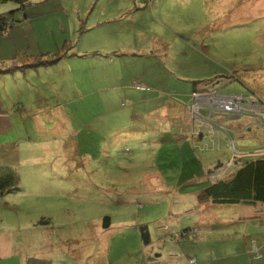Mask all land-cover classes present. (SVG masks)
Returning <instances> with one entry per match:
<instances>
[{
    "label": "rangeland",
    "instance_id": "1",
    "mask_svg": "<svg viewBox=\"0 0 264 264\" xmlns=\"http://www.w3.org/2000/svg\"><path fill=\"white\" fill-rule=\"evenodd\" d=\"M0 14L13 24L0 31V68L11 69L0 74V100L19 116H44L41 137L29 133L41 141L38 161L15 166L22 191L0 197V254L50 252L57 264H264V207L196 198L244 157L224 136L198 152L187 131L170 130L191 106L193 82L190 118L199 107L225 111L218 95L252 90L264 104V0H28L0 2ZM230 120L236 148L264 145V131L248 132L260 120ZM7 258L0 264H22Z\"/></svg>",
    "mask_w": 264,
    "mask_h": 264
},
{
    "label": "trees",
    "instance_id": "2",
    "mask_svg": "<svg viewBox=\"0 0 264 264\" xmlns=\"http://www.w3.org/2000/svg\"><path fill=\"white\" fill-rule=\"evenodd\" d=\"M28 0H0L1 3H6V2H13L19 5H23L25 2ZM12 21L9 20V14H0V31L4 32L8 28L12 27ZM56 56V54H54ZM0 74L3 73L2 70L10 72L11 69H6V68H0ZM230 80H235L234 75H231L228 79ZM199 82H193L192 83V90L189 94L190 98V105L192 106L193 101L192 97L194 94H196L200 88H198ZM210 89H213L212 87ZM216 90L214 89V92ZM217 92V91H216ZM218 94V93H217ZM248 94H254L256 97H259L257 93L253 92L252 90L248 91ZM244 95H240L241 97H247ZM223 96V95H221ZM190 106V107H191ZM190 107L187 105L185 106L186 109V114L190 115ZM207 110L208 114L205 116L210 117L209 125L211 127L212 133H209L210 136L215 137V135H227L226 138L229 139V144H235L236 140L233 138L232 135L228 134V132L236 135L235 131H233L231 128H226L223 126L222 123H214L212 122L213 119H217L215 115V112L212 114L209 113V110L207 108H201L198 111V115H201V110ZM223 118H219L218 120L220 121L221 119L227 120L228 116L225 113H222ZM16 125H18L21 129L23 130L27 129L28 131L30 130L31 127V119H24L20 121H15ZM173 123V122H172ZM174 128V124H172V127H170L171 133ZM175 131H180L181 128L175 127ZM237 132V131H236ZM208 133L206 130L202 129L201 126L196 127L195 132L191 131V137H196L198 134H204L208 136ZM15 134V133H12ZM16 135V134H15ZM36 139H29L32 142H37V144L41 143V141L38 140L37 134H33ZM15 137V136H14ZM40 137V136H39ZM235 137V136H234ZM194 142L192 144V148L197 150L198 152H210V146L207 145L209 143H199V140L192 139ZM36 144V145H37ZM35 145V146H36ZM260 145V143H259ZM263 145V144H262ZM198 147V148H197ZM37 148V147H35ZM235 150L239 152H245L248 151L249 153H252V151L258 149L255 145L252 147H241V148H236L234 147ZM37 150V149H36ZM32 155V153H31ZM203 155V154H202ZM37 157V154H36ZM197 160L202 161V156L198 157ZM26 164V163H25ZM24 164V166H25ZM26 166H29L28 163ZM214 169L215 171L217 170V165ZM208 171V170H207ZM206 171V172H207ZM231 171V172H230ZM229 172V175L226 176L225 178H220L215 181H212L210 183H206L205 186L200 190V193L197 195V199L199 202H206L210 203L212 206H231V205H242V206H256V205H261L264 206V157H250V158H244L241 160V163L232 168ZM22 173V172H21ZM211 173V172H210ZM22 191V187L20 184V174L19 170L16 169L15 166H1L0 167V197L8 195V194H16L18 192ZM44 223V221H40V223ZM111 226V221L109 217H104L101 221V227L105 230L109 229ZM138 234L140 238V242L144 246L150 245V234L148 231L147 226L145 225H140L138 227ZM26 264H53L49 260H40V259H34L30 258L27 260ZM62 264V263H59Z\"/></svg>",
    "mask_w": 264,
    "mask_h": 264
},
{
    "label": "crops",
    "instance_id": "3",
    "mask_svg": "<svg viewBox=\"0 0 264 264\" xmlns=\"http://www.w3.org/2000/svg\"><path fill=\"white\" fill-rule=\"evenodd\" d=\"M250 20H245L244 23L245 26H247L248 24H250V22H248ZM4 62V61H3ZM7 62V61H5ZM4 62V63H5ZM1 66V65H0ZM3 66V65H2ZM7 74V73H6ZM4 75V74H2ZM22 104V103H21ZM52 107V106H51ZM20 108H14L11 107L10 103H5L4 101L0 100V167L1 166H17L22 168L24 166V164L26 163H33V165L35 164V162L38 161L37 157H36V153L37 150L35 148V145L37 144V142H32L29 137V133L31 132H35L39 135V132H44V129L42 128V120L40 117H44V116H38L39 113L34 112L33 113H29L28 116H19L18 114H16L15 111H19ZM184 111H185V107H184ZM185 113V116H181L180 117H174L173 124L174 127H178L181 128L180 131L186 132L189 134L188 135V139H190L192 142H194L190 137H191V131L195 132L196 127L201 126L202 129L206 130L207 133H212L211 131V127L208 124L209 123V119L208 116H204V115H200L197 118L193 119L190 118V116H188ZM31 119V127L34 129V131H28L27 129L23 130V128L21 129L18 125H16L15 121H20V120H26V119ZM217 119H213L212 122L214 123H222L224 127L226 128H235L234 123L232 122L231 117L228 116L227 120L221 119L220 121ZM222 121V122H221ZM255 121V129L253 130H248V132L251 134V132L258 130V128L264 131V125H259L258 122L256 120ZM244 122H248L246 119H244ZM252 122H250L248 125H252ZM249 126V127H250ZM207 127V129H206ZM209 129V130H208ZM235 131H237V128L235 129ZM239 132V131H237ZM15 133V134H12ZM208 133L207 135L204 134H198V136L196 137H192V138H196V140H199V143L202 142H206V143H210V140H214L215 137L210 136V134ZM228 134L232 135L233 138L235 139V135L228 132ZM15 136V137H14ZM40 136V135H39ZM214 136H216L214 134ZM219 137L223 136V135H218ZM235 136V137H234ZM41 137V136H40ZM225 137H227V135H225ZM247 139H250V136L247 137ZM253 140L258 144L257 137H254ZM259 148V147H258ZM76 149V148H74ZM245 149H247V147H245ZM211 152V151H210ZM32 153V155H31ZM221 164V162L217 159L214 162L209 163L207 162L206 167H203L206 171L208 169H210V167H215L217 164ZM223 165V163H222ZM211 167V168H212ZM22 174V173H21ZM202 177V176H201ZM21 179H23L22 175H21ZM207 177H206V172H205V177L201 179V181H206ZM197 182V181H195ZM210 183V182H209ZM200 193V191L197 193V195ZM197 198V196H196ZM257 207H264L261 205H256ZM244 207H254L255 206H244ZM256 207V208H257ZM253 209V208H252ZM148 248V246H144ZM8 248L12 249L13 246L12 244H8ZM16 249V247H15ZM41 250V249H40ZM27 251V250H26ZM18 252V251H14V254L16 255V257H19L20 262L22 264H26L27 260L30 258H34V259H40V260H51V253H44V252H33L31 253L30 251L27 252ZM12 254V252H10L8 254V256L4 257V255L0 254V259L3 260V258L8 259L7 257L14 255ZM180 255V254H179ZM177 255H173L172 257H178ZM12 258V257H11ZM28 258V259H27ZM27 259V260H26ZM151 259L149 257H147L146 263L147 264H154L155 261H150ZM53 264H57V263H53Z\"/></svg>",
    "mask_w": 264,
    "mask_h": 264
},
{
    "label": "built area",
    "instance_id": "4",
    "mask_svg": "<svg viewBox=\"0 0 264 264\" xmlns=\"http://www.w3.org/2000/svg\"><path fill=\"white\" fill-rule=\"evenodd\" d=\"M219 99L218 100H223V103H220L219 101L217 105L221 110L225 111H220L217 110L213 107L207 108L209 110V113L212 114L215 112V110L220 111L222 113L227 114V116L230 117H238V118H257L260 120V122L264 125V112L260 111V108L264 109V104L261 100V98L256 97L254 94H248L247 97H241V96H221L218 95ZM195 98V95H193L192 99ZM193 105V104H192ZM213 105H216V103L213 102ZM254 106L252 110H250V107ZM201 109L199 107L197 110H195V114L192 115H197L193 116V118H197L198 116V111ZM231 111V112H230ZM253 115V116H251ZM251 116V117H250ZM210 120V117L208 118ZM231 147L233 148V152L239 154V157H244V158H250V157H264V145L261 146L260 148L252 151V153H249L248 151L245 152H239L235 150V144H231ZM242 158V159H244ZM235 161V157H233ZM190 264H194V260L189 262Z\"/></svg>",
    "mask_w": 264,
    "mask_h": 264
}]
</instances>
